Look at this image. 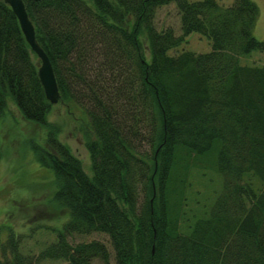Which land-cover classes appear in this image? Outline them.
Wrapping results in <instances>:
<instances>
[{
  "label": "trees",
  "instance_id": "obj_1",
  "mask_svg": "<svg viewBox=\"0 0 264 264\" xmlns=\"http://www.w3.org/2000/svg\"><path fill=\"white\" fill-rule=\"evenodd\" d=\"M23 1L61 102L86 115L91 163L86 172L48 121L53 104L38 59L0 0V121L13 102L45 129L31 147L54 175L49 202L67 213L37 255L21 253L11 232L2 239L0 226V264H264V64L240 62L264 52L253 34L257 4ZM169 3L179 11V35L155 25ZM193 32L210 40L209 51L169 53ZM211 152L221 189L189 218L185 176ZM95 231L108 235L112 260L105 243L75 240Z\"/></svg>",
  "mask_w": 264,
  "mask_h": 264
},
{
  "label": "rangeland",
  "instance_id": "obj_2",
  "mask_svg": "<svg viewBox=\"0 0 264 264\" xmlns=\"http://www.w3.org/2000/svg\"><path fill=\"white\" fill-rule=\"evenodd\" d=\"M223 6H229L232 0H217ZM259 9L253 34L257 39H264V0H252ZM158 29L172 27L175 34L181 33L180 15L174 3L158 8L155 16ZM211 49L210 40L199 33H191L185 42L171 49V55L181 51L195 53ZM243 65H263L264 52L252 51L240 57ZM72 112H70V111ZM48 121L56 125L60 132L59 139L64 142L73 154L81 160L83 169L90 173V155L86 148L89 127L83 111L77 107L70 109L63 102L53 104ZM45 129L36 123L26 121L13 102L0 121V226L2 239L9 232L16 235L21 253L37 255L39 250L55 240L53 228H59L67 218V213L53 207L49 202L56 184L50 168L39 165L34 157L32 142L43 143ZM41 138L43 140H41ZM148 148V146H146ZM203 164L191 166L185 176L188 188V215L197 217L199 211L207 210L220 192L222 179L215 170V153L207 155ZM141 199L140 196V202ZM73 240V239H71ZM76 241L99 240L108 247L111 260L113 249L109 237L103 232H92L75 237ZM113 262V261H112ZM111 262V263H112ZM35 264H69L65 260H46ZM92 264H103L94 259Z\"/></svg>",
  "mask_w": 264,
  "mask_h": 264
},
{
  "label": "water",
  "instance_id": "obj_3",
  "mask_svg": "<svg viewBox=\"0 0 264 264\" xmlns=\"http://www.w3.org/2000/svg\"><path fill=\"white\" fill-rule=\"evenodd\" d=\"M3 1L12 9L19 22L26 42L39 59L37 77L43 88L46 99L51 104L57 103L60 99V93L54 70L48 55L36 41L34 26L28 16L23 0Z\"/></svg>",
  "mask_w": 264,
  "mask_h": 264
}]
</instances>
